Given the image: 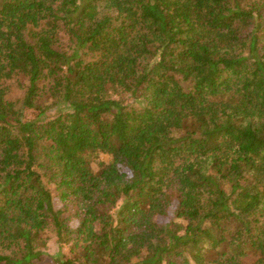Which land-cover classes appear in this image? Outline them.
I'll list each match as a JSON object with an SVG mask.
<instances>
[{
    "label": "trees",
    "instance_id": "obj_1",
    "mask_svg": "<svg viewBox=\"0 0 264 264\" xmlns=\"http://www.w3.org/2000/svg\"><path fill=\"white\" fill-rule=\"evenodd\" d=\"M0 264H264V0H0Z\"/></svg>",
    "mask_w": 264,
    "mask_h": 264
},
{
    "label": "rangeland",
    "instance_id": "obj_2",
    "mask_svg": "<svg viewBox=\"0 0 264 264\" xmlns=\"http://www.w3.org/2000/svg\"><path fill=\"white\" fill-rule=\"evenodd\" d=\"M20 89L17 88L15 85L11 86V91L9 93V97L13 98H17L20 95ZM34 112L32 110L29 109H25L24 110V118L25 119H29L31 117H33ZM99 158L105 162H108L110 160V155L105 154V153H101L99 155ZM93 169L96 170L97 166L96 165H92ZM46 187L51 191V193L53 194V204L55 207H58L61 205V200L58 197V193L56 190V186L52 183H47L46 182ZM43 251L44 256L46 257H50V256H56V255H61V254H68V249L66 247V245L64 246H60L55 240L54 238H50L46 241V245L41 248Z\"/></svg>",
    "mask_w": 264,
    "mask_h": 264
}]
</instances>
